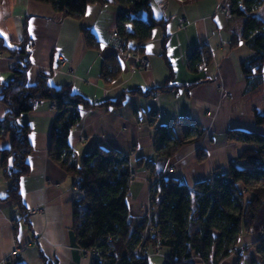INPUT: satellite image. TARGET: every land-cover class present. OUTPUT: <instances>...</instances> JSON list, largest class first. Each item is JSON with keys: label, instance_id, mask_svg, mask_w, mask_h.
<instances>
[{"label": "crops", "instance_id": "crops-1", "mask_svg": "<svg viewBox=\"0 0 264 264\" xmlns=\"http://www.w3.org/2000/svg\"><path fill=\"white\" fill-rule=\"evenodd\" d=\"M228 1L152 0L154 17L167 21V30L157 28L145 45L150 68L135 70L136 56L123 57L116 47L113 33L123 9L115 0L90 5L82 20L36 0H0V32L6 34L0 35L5 46L0 48V120L8 112L1 93L13 78L12 67L19 60L13 51L27 25L31 37L29 86L45 74L51 87L70 86L93 105L116 102L125 95L120 107L82 109V119L72 128L69 143L79 162L97 146L131 157L137 179L132 180L128 203L135 219L145 217L151 187L162 175L194 188L216 172L227 171L231 162L248 166L239 156L250 146L229 140L227 134L238 129L264 136V123L257 122V115L264 116V65L261 74L255 72L250 80L243 74L241 65L254 51L242 39L245 18L227 17L223 6ZM254 14L264 20V3ZM84 29L95 33L101 42L98 48L89 47ZM203 46L209 59L191 67L193 57L200 60ZM111 56L118 57L122 71L110 81L104 77V62ZM169 80L176 88L153 93ZM135 90L151 94L143 96ZM56 113L52 102L43 101L18 119L31 128L33 146L28 157L31 170L20 185L25 214L8 199L11 180L2 166V154L11 146L12 135H0V264L16 249L24 257L16 258L14 264H92L73 233L74 177L49 153ZM187 121L198 123L204 135L159 164L155 149L158 129L177 122L176 132L181 136ZM140 159L145 163L137 167ZM148 162L163 168L161 175L152 176ZM257 239L255 233L243 232L236 248L241 256L233 254L222 264L239 260L240 264H253L260 256L253 247ZM148 252L152 264H164L169 255L166 249L161 250L163 255Z\"/></svg>", "mask_w": 264, "mask_h": 264}, {"label": "trees", "instance_id": "trees-1", "mask_svg": "<svg viewBox=\"0 0 264 264\" xmlns=\"http://www.w3.org/2000/svg\"><path fill=\"white\" fill-rule=\"evenodd\" d=\"M51 4L56 12L82 20L90 5H105L112 0H36ZM122 7L117 17L116 31L123 38L124 51L144 56L147 42L157 28L164 32L168 22L153 15L152 0H115ZM190 3L194 0H183ZM264 0H229L231 14L245 18L242 39L254 51L241 69L250 80L254 73L261 74L264 65V20L254 12ZM89 47L98 48L101 42L95 33L84 29ZM167 38V36L165 35ZM132 42V43H131ZM131 43V44H130ZM31 37L24 27V37L13 51L19 57L12 67L13 78L2 90V102L7 106L5 119L0 120V135L11 133V146L3 151L2 166L11 185L8 199L16 203L23 214L20 185L30 173L28 157L33 151L30 141L31 128L21 125L18 119L35 109V102L50 101L55 105L56 117L51 130L49 153L51 159L65 172L79 177L76 188L84 197L74 202L73 233L84 252L101 253L92 264H152L148 251L166 249L169 255L164 264H222L236 254L243 232L258 235L253 247L259 258L253 264H264V136L244 130H230L228 139L250 147L239 156L248 166L242 168L231 162L227 171L216 172L211 178L199 181L194 188L176 178L160 176L151 187L152 217L140 220L131 216L128 198L131 192L134 164L129 155L116 149L97 146L79 162L69 143L72 128L82 119V109L121 106L125 95L116 102L93 105L72 87L54 88L48 85L47 75L40 74L36 85L27 82L30 60ZM0 48L4 43L0 38ZM209 52L202 47L198 61L191 60V67L207 62ZM197 64V65H196ZM122 71L117 56L104 62V77L116 79ZM167 82L155 92H169L176 88ZM187 86V85H184ZM193 85H188L192 87ZM143 96L151 93L135 90ZM152 93V94H153ZM257 122L264 123V116L257 115ZM177 122L160 127L155 138L159 164L173 157L183 146L204 135L202 127L192 121L184 124L183 134L176 132ZM143 159L136 161L142 167ZM157 163H147L152 176L163 172ZM243 187V189H242ZM250 197L247 198L246 194ZM159 197V199H155ZM150 236L143 237L147 228ZM241 256L239 254H236ZM22 264V263H17ZM240 264V260L236 263Z\"/></svg>", "mask_w": 264, "mask_h": 264}, {"label": "built area", "instance_id": "built-area-1", "mask_svg": "<svg viewBox=\"0 0 264 264\" xmlns=\"http://www.w3.org/2000/svg\"><path fill=\"white\" fill-rule=\"evenodd\" d=\"M223 9L225 11V13L227 14V17L229 19H233V16L231 14V5L229 4V1L223 6ZM114 36L116 38L117 44L116 47L119 50H122L123 47H125L124 42H123V38L120 36V34L115 31L114 32ZM120 55L123 57L128 56L129 54L126 53L124 50L120 52ZM138 66L135 67V70L137 69V67L139 68H143L145 70H148L150 68V61L147 57L141 56L140 59L137 60ZM134 70V71H135ZM155 97H157V95L155 94ZM35 107H37L39 105L38 102L34 103ZM53 108L55 109V105L53 104ZM171 170H173V168H171ZM77 182H79V177H77ZM83 193V192H82ZM84 195V193H83ZM83 195H81L79 198H82ZM150 231V229H149ZM264 236V233H263ZM89 255V257L91 258V260H98L101 257V253L97 252L95 250L89 251V252H85ZM149 255V252H148ZM23 254L21 253V251L19 249H16L15 252H13L11 255H9L6 259L4 264H14V261L16 258H20V260H23Z\"/></svg>", "mask_w": 264, "mask_h": 264}, {"label": "rangeland", "instance_id": "rangeland-1", "mask_svg": "<svg viewBox=\"0 0 264 264\" xmlns=\"http://www.w3.org/2000/svg\"><path fill=\"white\" fill-rule=\"evenodd\" d=\"M113 36H114V33H113ZM114 38H115V36H114ZM115 40H116V38H115ZM116 44H117V41L115 42ZM119 50V49H118ZM124 50V47L122 48V50H119L120 52L121 51H123ZM127 53V52H126ZM128 54H133V55H135L134 53H128ZM136 56V60H138V59H140L141 58V56L140 55H135ZM139 68V67H138ZM74 177V176H73ZM132 179H137V176H136V174L134 173L133 174V177H132ZM74 182H75V184H74V188H75V193H76V197L77 198H79L81 195H83V193L80 191V190H78L77 188H76V185H77V177H74ZM242 189H243V187H242ZM83 197H84V195H83ZM246 197L247 198H249L250 197V195H248V193L246 194ZM153 201H152V197H151V202H150V204H149V208L147 209V213H146V215H145V217H148V220L152 217V215H153V213H155V207H153ZM150 234H151V232L149 231V227L147 228V230H146V232L144 233V235H143V237H148V236H150ZM154 252V253H156L157 252V254L158 253H160V255H163V253H161V250H159V251H155V250H151L150 249V252ZM93 261V260H92Z\"/></svg>", "mask_w": 264, "mask_h": 264}, {"label": "snow or ice", "instance_id": "snow-or-ice-1", "mask_svg": "<svg viewBox=\"0 0 264 264\" xmlns=\"http://www.w3.org/2000/svg\"><path fill=\"white\" fill-rule=\"evenodd\" d=\"M0 35H6V34H3L2 32H0Z\"/></svg>", "mask_w": 264, "mask_h": 264}]
</instances>
